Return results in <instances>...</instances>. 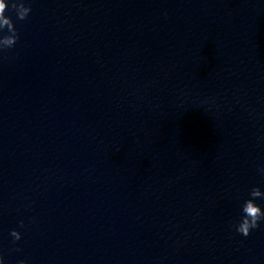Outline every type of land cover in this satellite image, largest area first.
I'll return each instance as SVG.
<instances>
[{"label":"clouds","instance_id":"9594fccd","mask_svg":"<svg viewBox=\"0 0 264 264\" xmlns=\"http://www.w3.org/2000/svg\"><path fill=\"white\" fill-rule=\"evenodd\" d=\"M11 8L15 11L18 20H25L32 11L29 4L25 0H0V52H4L13 48L19 40V32L15 26L11 16L6 12ZM264 175V168L259 170ZM248 199L241 205V217L238 223L233 224L236 232L244 237H248L253 229L260 226V222L264 221V208L256 203L258 198L264 199V192L259 187H253L249 193ZM22 224V222H21ZM10 235L14 240L21 239V233L13 229ZM19 251V249H17ZM0 264H4V257L0 255ZM18 264H27L26 260H20Z\"/></svg>","mask_w":264,"mask_h":264}]
</instances>
